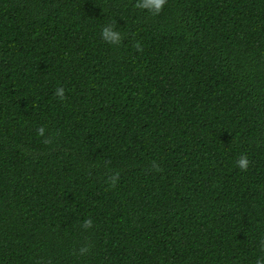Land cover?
<instances>
[{"label":"trees","instance_id":"obj_1","mask_svg":"<svg viewBox=\"0 0 264 264\" xmlns=\"http://www.w3.org/2000/svg\"><path fill=\"white\" fill-rule=\"evenodd\" d=\"M137 3L0 0V264L264 260V0Z\"/></svg>","mask_w":264,"mask_h":264},{"label":"clouds","instance_id":"obj_2","mask_svg":"<svg viewBox=\"0 0 264 264\" xmlns=\"http://www.w3.org/2000/svg\"><path fill=\"white\" fill-rule=\"evenodd\" d=\"M167 2H168V0H138V3L135 6L137 8L149 10L153 15H159L163 11ZM102 38L107 43L115 44V45H119L122 41L121 34L118 31H115L112 25H107V26L103 27ZM135 47L138 51L143 50L142 46L140 45L139 42L136 43ZM55 95L62 101L66 99L65 89L63 87L57 88ZM45 131H46V129L44 126H41L37 129V133L40 136H44ZM46 142L51 143V139H48ZM249 165H250V160L248 159V157L246 155H242L237 160V166L239 167V169L241 171H247L249 168ZM118 179H119L118 174L110 177V182H111L113 187L115 186ZM83 226L85 228H90L92 226V220L91 219L85 220ZM261 243H262V245H264V241H262ZM87 251H88L87 247L81 248V250H80L81 254H84ZM257 264H264V260H258Z\"/></svg>","mask_w":264,"mask_h":264}]
</instances>
